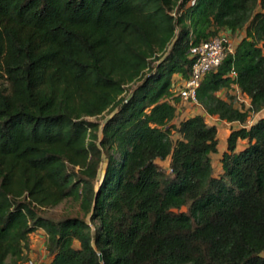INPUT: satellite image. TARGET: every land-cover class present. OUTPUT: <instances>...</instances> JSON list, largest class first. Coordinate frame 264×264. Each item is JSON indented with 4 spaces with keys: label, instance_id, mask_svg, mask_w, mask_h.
Returning <instances> with one entry per match:
<instances>
[{
    "label": "trees",
    "instance_id": "1",
    "mask_svg": "<svg viewBox=\"0 0 264 264\" xmlns=\"http://www.w3.org/2000/svg\"><path fill=\"white\" fill-rule=\"evenodd\" d=\"M192 1L0 0V264L39 230L50 264H264V0ZM242 32L197 94L242 125L217 177L218 128L178 121L174 76ZM68 200L84 217L42 215Z\"/></svg>",
    "mask_w": 264,
    "mask_h": 264
},
{
    "label": "built area",
    "instance_id": "2",
    "mask_svg": "<svg viewBox=\"0 0 264 264\" xmlns=\"http://www.w3.org/2000/svg\"><path fill=\"white\" fill-rule=\"evenodd\" d=\"M195 2L196 1L193 0L192 5H194ZM237 45V42L232 39L230 34L222 33L208 42L191 48L190 57L194 62L190 78L184 80L178 89L175 88L181 104L184 105L189 103L191 105L200 106L197 94L201 81L207 74L217 70L230 55L235 54ZM231 76L234 77L235 73L233 72ZM232 94L237 97V107L245 106L243 109H248L250 107L249 98L241 94L237 87L233 86ZM238 125L242 127V125ZM24 264L39 263L34 260H29Z\"/></svg>",
    "mask_w": 264,
    "mask_h": 264
},
{
    "label": "rangeland",
    "instance_id": "3",
    "mask_svg": "<svg viewBox=\"0 0 264 264\" xmlns=\"http://www.w3.org/2000/svg\"><path fill=\"white\" fill-rule=\"evenodd\" d=\"M232 39L236 42V40L232 37ZM177 77H179L178 75L174 76V84H175V88L178 89L181 85H178V82L175 81V79H178ZM230 93H233V91ZM220 95L222 97H225V92L220 93ZM176 97L178 98L177 94ZM177 108H178V121H181L183 119H187L191 116H197V115H201L203 114V108L201 106H195V105H191L189 103L187 104H181V101L179 100V102L177 103ZM187 110H189V114L186 115L185 112H187ZM107 116V115H106ZM100 117L97 119H92V121L98 122L103 124L104 122V118L106 117ZM262 116H264V112L263 114L257 116L255 120H258L259 118H261ZM257 122V121H256ZM216 123V122H211L209 123L210 125ZM220 128V135H219V153L215 154L212 156V164L214 167V172L215 175L218 177L221 173V160L222 157L224 155V151L227 150V138L229 135V132L232 131L233 127H229L227 125H219ZM245 143H242L241 145H239L238 150H242V148L245 147L244 145ZM160 165L169 172V162H160ZM42 215L45 218H48L50 220L53 221H60L63 220L66 217H84V214L82 213V211L80 210V207L78 205V203H76L73 200H68L66 202H63L62 204H60L59 206H57L56 208L50 209V210H45L42 211ZM90 219H88L89 221ZM46 251L45 246L42 248V252L44 253ZM47 252V251H46ZM42 255V254H41ZM49 255H46V258H42L41 256L38 258L39 260H43L41 264H44L45 261H47L49 259ZM35 261V260H34ZM40 264V263H39Z\"/></svg>",
    "mask_w": 264,
    "mask_h": 264
},
{
    "label": "crops",
    "instance_id": "4",
    "mask_svg": "<svg viewBox=\"0 0 264 264\" xmlns=\"http://www.w3.org/2000/svg\"><path fill=\"white\" fill-rule=\"evenodd\" d=\"M245 36H246V33H245V32H242V33H239V34L233 36V38L236 40V42H237V44H238V43H239V42H240ZM177 78H178V79H175V81L178 82V85H181V84L183 83L184 80H182V79L180 78V76L177 77ZM224 98L226 99V95H225ZM189 112H190V111L187 110V112H185V114L188 115ZM263 112H264V111H262L260 114L256 115V116L253 118V120H252V122H251V125L255 124L256 121H258L259 119L264 118V116H262V117L259 118L258 120H255V121H254V119H255L257 116L263 114ZM201 115H205V116H206V120H207L208 124L211 123V122H216V123H213V124H211V125L216 126V127L218 128L219 135H220V130H219L220 126H219V125H221V124H222V125H227V126H229V127H233L232 131L240 128V126H239L238 124L223 122V121H220V120H219L218 118H216V117L208 116V115L205 114L204 110H203V114H201ZM191 117H194V116H191ZM189 118H190V117H189ZM232 131L229 132L228 138H229V136H230V134H231ZM228 138H227V140H228ZM242 143H245V144H246V145L244 144L245 147L248 145V142H247V141H240L239 144H238V147H239V145H241ZM245 147H244V148H245ZM244 148H242V150H243ZM225 151H226V150H225ZM225 151H224V153H225ZM238 151H241V150H238ZM44 246H45V249H46V233H45V231H44V230H39V231H37L36 233L32 234V235H31V251H30V253L28 254V257H27V260H26V261H29V260H35V261H37L38 263L41 264L43 260H39V261H38V258H39L40 256H41L42 258H46V255L48 254V252H46L47 250H46L44 253L42 252V248H43ZM41 254H42V255H41ZM51 261H52V259L49 257V259H48L47 261H45L44 264H50Z\"/></svg>",
    "mask_w": 264,
    "mask_h": 264
}]
</instances>
